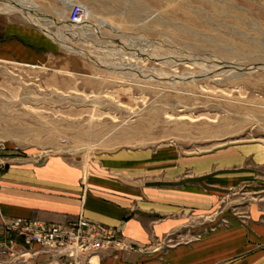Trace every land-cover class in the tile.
Listing matches in <instances>:
<instances>
[{
  "label": "rangeland",
  "instance_id": "374dc122",
  "mask_svg": "<svg viewBox=\"0 0 264 264\" xmlns=\"http://www.w3.org/2000/svg\"><path fill=\"white\" fill-rule=\"evenodd\" d=\"M28 1L29 18L0 0V19L69 45L44 65L0 62L1 153L232 151L264 177V0H73L89 33L67 27L61 0Z\"/></svg>",
  "mask_w": 264,
  "mask_h": 264
},
{
  "label": "crops",
  "instance_id": "0c3cea01",
  "mask_svg": "<svg viewBox=\"0 0 264 264\" xmlns=\"http://www.w3.org/2000/svg\"><path fill=\"white\" fill-rule=\"evenodd\" d=\"M56 52L39 29L0 19V62L44 65ZM244 159L232 151L182 157L161 150L94 161L51 156L42 164L0 152V264H65L3 225H67L79 216L118 228L132 247L81 264H264V196H255L264 192V177L241 169Z\"/></svg>",
  "mask_w": 264,
  "mask_h": 264
},
{
  "label": "built area",
  "instance_id": "2783aa9c",
  "mask_svg": "<svg viewBox=\"0 0 264 264\" xmlns=\"http://www.w3.org/2000/svg\"><path fill=\"white\" fill-rule=\"evenodd\" d=\"M88 9L73 2L66 16L71 31L79 29L88 21ZM4 231L28 246L52 249L64 259L65 264H81L80 259L89 258L101 251L115 252L131 250L132 247L121 236L118 228L93 223L81 216L67 225H45L28 219H13L5 222Z\"/></svg>",
  "mask_w": 264,
  "mask_h": 264
},
{
  "label": "bare ground",
  "instance_id": "6f19581e",
  "mask_svg": "<svg viewBox=\"0 0 264 264\" xmlns=\"http://www.w3.org/2000/svg\"><path fill=\"white\" fill-rule=\"evenodd\" d=\"M12 1L14 2L13 4H8V6L10 7V9L11 10H14V11L22 12L27 18L30 17V12L31 11H34V10L37 9V7L34 4H32L31 2H29L28 0H12ZM61 2L64 3L66 9L69 10V8H70L73 0H61ZM87 17H88V20H90L92 18L90 12L87 15ZM82 25L83 26H80L79 28H81V29L84 28L83 29L84 30L83 32H85V33L86 32L89 33L90 30H91V28H92V26H94L93 24L89 23L88 21L84 22V24H82ZM45 31L48 32L47 30H45ZM46 35L48 37L52 38V40L54 39V41L56 43H59L62 46H67V44L69 45L68 42H66L65 40H63L62 35L55 36V34H51L50 32H48ZM69 35L70 36H73L72 33H70ZM74 52H76V51H74Z\"/></svg>",
  "mask_w": 264,
  "mask_h": 264
}]
</instances>
